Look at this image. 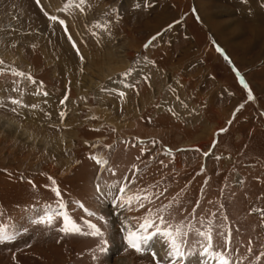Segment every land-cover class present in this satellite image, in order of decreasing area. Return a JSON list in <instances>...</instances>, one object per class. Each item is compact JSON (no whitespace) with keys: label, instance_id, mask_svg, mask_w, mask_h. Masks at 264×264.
Masks as SVG:
<instances>
[{"label":"rangeland","instance_id":"374dc122","mask_svg":"<svg viewBox=\"0 0 264 264\" xmlns=\"http://www.w3.org/2000/svg\"><path fill=\"white\" fill-rule=\"evenodd\" d=\"M199 1L86 0L83 11H64L67 0H0V119L12 126L0 127V224L20 232L0 244V264H156L124 240L125 225L146 214L119 206L126 177L124 195L162 192L150 207L172 203L173 223L201 230L211 220L216 251L230 230L234 264H264V36L247 27L264 29V0H206L217 28ZM176 24L161 41V27ZM92 155L110 162L97 184L116 202L96 193ZM49 177L75 220L102 228L105 252L97 238L57 231L59 219L52 228L32 223L57 204ZM199 239L189 236L178 264H210ZM153 247L169 264L161 244Z\"/></svg>","mask_w":264,"mask_h":264},{"label":"snow or ice","instance_id":"6c2138e0","mask_svg":"<svg viewBox=\"0 0 264 264\" xmlns=\"http://www.w3.org/2000/svg\"><path fill=\"white\" fill-rule=\"evenodd\" d=\"M37 4L40 3V0H36ZM86 0H67V7L64 8V11H70L72 6L75 5L81 11L84 10L83 6L85 5ZM47 15V13H45ZM50 20L58 21V23L64 26V30L67 32V26L65 25L64 20L59 19L56 16H49ZM71 39V36L68 37ZM153 40L156 37L152 38ZM151 43V42H149ZM149 44H145L147 48ZM221 51L220 49H217ZM78 51V50H77ZM79 54V53H78ZM82 60L83 56L80 57ZM5 61L0 59V76L5 75ZM12 75L23 78L29 81L30 83L35 84L36 81L31 75H26L24 72L12 70ZM127 75V73H125ZM243 82V81H242ZM15 84V81H13ZM18 90V89H14ZM47 95V93H45ZM123 95V94H122ZM10 103L13 105H21L19 99H11ZM3 101H0V107H3ZM34 107V106H33ZM12 111H16L15 108ZM63 113H61V118H63ZM223 131V130H222ZM143 143V141H141ZM155 143V142H153ZM169 150V154H170ZM198 151V149H197ZM89 159L93 160L101 168H105L109 161L107 159L99 158L96 155H92ZM107 171H112L110 168L106 169ZM115 175V173H112ZM52 187L50 190L57 197V204L53 206L51 204L44 206L42 209V215H39L37 218L32 220L33 224L43 225L46 228H52L56 225L57 219L61 221L59 227L56 228L57 231L62 233L65 236H90L97 238L100 247V252H105L107 250V240L105 239V233L100 226L96 223H93L90 219H81V221L75 220L68 211V205L65 203L59 185L56 180L52 177H49ZM127 180L125 178V184L118 188L119 193H126L127 189ZM35 187V185H33ZM97 191H100V185L97 186ZM155 187V186H153ZM166 191V189H165ZM163 193H152L147 189L140 190L132 195H122L120 201V207L131 210L133 206L137 209H145L146 214L142 217L141 221L133 228L125 225L123 231H125L124 240L129 249L134 250L136 253H145L149 252L152 257L156 260V264H162L161 260L157 256V252L154 250L155 244H161V250L165 253V258L168 260L169 264H178V262H183L186 259V247L187 241L190 235L194 234L196 237L200 238L197 242L201 240L204 241L202 244L199 255H202L210 264H234L232 257L229 253L232 252V239L231 231L228 230V234L224 240V247L221 251H216L213 247V221L209 220L207 227L204 230L195 227L193 224L189 223H180L172 222V213L171 209L173 207L172 203L165 205L159 208L150 207L154 203L153 197L158 199ZM175 199V198H174ZM178 203V201H177ZM78 207L83 209L88 217L96 216V213L85 208L83 204H78ZM192 215L191 213L189 214ZM99 219L103 220V217ZM225 219H227L225 217ZM106 223V222H105ZM203 224V221H201ZM27 231V229H23ZM20 235L18 230H12L10 227H6L0 224V244L14 242L16 237ZM223 235V233H220ZM251 241H249L248 252H252ZM238 252V249L236 250ZM264 256V253H261ZM236 264H241V262H236ZM257 264L259 262L257 261Z\"/></svg>","mask_w":264,"mask_h":264},{"label":"bare ground","instance_id":"6f19581e","mask_svg":"<svg viewBox=\"0 0 264 264\" xmlns=\"http://www.w3.org/2000/svg\"><path fill=\"white\" fill-rule=\"evenodd\" d=\"M201 2V3H200ZM207 4H208V2L205 0V2H204V0H200L199 2H198V6H199V12H200V14L207 20V22H208V25L209 26H212V28H217L218 27V22L216 23V22H210L208 19H207V17H208V7H210V6H207ZM224 8V7H223ZM215 9V8H214ZM219 9V8H218ZM223 10V9H222ZM215 11H216V9H215ZM221 12V11H220ZM225 12V11H224ZM218 13V12H217ZM235 20H236V18H234ZM257 21H259V20H257ZM236 22H239L238 20H236ZM230 24V23H229ZM236 24H238V23H236ZM233 25V24H232ZM240 27L239 28H237L238 30H239V32H242V33H245V26H244V24H240L239 25ZM241 27H243V29L241 28ZM248 27V33L251 35V37L252 38H255L257 41H259V38L261 39L263 36H264V29H262L261 27L259 28V29H256V28H254L253 26H247ZM264 28V27H263ZM236 32V31H235ZM238 36V35H237ZM98 70V69H97ZM112 73V72H111ZM107 74H108V72H107ZM107 76H109V75H106L105 77H107ZM104 117H107V118H109V114H105V115H103ZM2 123H9L8 121H4V120H2V119H0V124H2ZM115 125H117L119 128L120 127H123V126H119V124H118V122L117 123H115ZM31 126V125H30ZM0 127L1 128H9V127H12L11 125L10 126H7V125H5V124H2V125H0ZM15 128L17 129V130H21L20 128H19V126L16 124L15 125ZM13 131H15V129L13 130ZM47 141V140H46ZM99 158H103V156L101 155V156H98ZM107 167V166H106ZM106 167L105 168H101L102 170H105L106 169ZM99 183V182H98ZM98 185V184H97ZM100 185V184H99ZM101 187V186H100ZM156 248V247H155ZM160 249V248H159ZM161 253V252H160ZM124 260V259H123ZM120 264H125L123 261H120Z\"/></svg>","mask_w":264,"mask_h":264},{"label":"crops","instance_id":"0c3cea01","mask_svg":"<svg viewBox=\"0 0 264 264\" xmlns=\"http://www.w3.org/2000/svg\"><path fill=\"white\" fill-rule=\"evenodd\" d=\"M194 1H197V0H194ZM211 15H213V17L215 16V18H211V16H209L208 17V19L209 20H218L219 18H217L218 16H220V15H218L217 13H214V14H211ZM221 19V18H220ZM219 19V20H220ZM206 22H207V20H206ZM169 24V23H168ZM168 24L166 25V26H168ZM207 25H208V22L206 23ZM179 25V28L181 27V25L180 24H178ZM201 25H203L202 23H201ZM166 26H163V27H161V41H163L164 39H165V37L167 36L166 35V33L167 32H169V31H171L172 32V30L173 29H175V27L177 26V24L174 26V27H166ZM183 27H185L186 28V25H183ZM207 27H210L209 25L207 26ZM210 29V28H209ZM211 30V29H210ZM189 31V35L192 37L193 35H192V33H193V31H190V30H188ZM209 31V30H208ZM218 33H220L219 31H218ZM187 38H189L188 36H186ZM174 38H176V37H174ZM193 38V37H192ZM156 39H158V38H156ZM155 39V40H156ZM149 40V42H151V41H155V40H153V39H148ZM176 40V39H175ZM149 45H151V43H149ZM228 54L230 55V52H228ZM182 56H184V54L182 55ZM187 61H189V60H187ZM190 62V61H189ZM187 63V62H186Z\"/></svg>","mask_w":264,"mask_h":264}]
</instances>
